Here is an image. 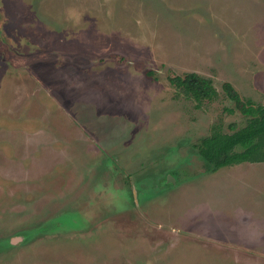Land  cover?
I'll list each match as a JSON object with an SVG mask.
<instances>
[{
	"label": "rangeland",
	"instance_id": "obj_1",
	"mask_svg": "<svg viewBox=\"0 0 264 264\" xmlns=\"http://www.w3.org/2000/svg\"><path fill=\"white\" fill-rule=\"evenodd\" d=\"M225 83L264 106V0H0V264H264V163L195 148L249 121Z\"/></svg>",
	"mask_w": 264,
	"mask_h": 264
},
{
	"label": "trees",
	"instance_id": "obj_2",
	"mask_svg": "<svg viewBox=\"0 0 264 264\" xmlns=\"http://www.w3.org/2000/svg\"><path fill=\"white\" fill-rule=\"evenodd\" d=\"M168 81L176 90V97L184 96L195 102L196 108H201L205 102H214L220 96L211 79L195 72L172 76ZM223 92L242 115L249 117V121L233 134L213 130L197 146L200 155L214 166L212 173L243 163H264V107L250 99L244 100L231 83L223 85Z\"/></svg>",
	"mask_w": 264,
	"mask_h": 264
},
{
	"label": "crops",
	"instance_id": "obj_3",
	"mask_svg": "<svg viewBox=\"0 0 264 264\" xmlns=\"http://www.w3.org/2000/svg\"><path fill=\"white\" fill-rule=\"evenodd\" d=\"M255 166H258V165H250L248 163H246V164L243 163V164L235 166L232 169H234L235 171H240L241 170V171H243V173H249V171H251V169L255 168ZM260 168H263V169H260L258 171L264 173V167H260ZM216 173H212L211 172V173L205 174V176L206 175L212 176L213 174H216ZM198 180L199 179H197L194 182H197ZM248 190H249L250 194H252L256 199L259 198L260 201L261 202L263 201V204H264V185L259 186L258 184H255L254 182H250L248 184ZM256 196H258V197H256ZM193 211L195 212V217H192L191 221H199V218H198L199 216H198V213L196 212V210H191L190 213H188L187 215H191ZM248 212H251V210H249ZM185 219H186V217H185ZM234 220L235 221H264V214H263L262 217H255V214H253V213H247V214L244 213L243 217H239L238 219L234 218ZM186 221H187V219H186Z\"/></svg>",
	"mask_w": 264,
	"mask_h": 264
},
{
	"label": "flooded vegetation",
	"instance_id": "obj_4",
	"mask_svg": "<svg viewBox=\"0 0 264 264\" xmlns=\"http://www.w3.org/2000/svg\"><path fill=\"white\" fill-rule=\"evenodd\" d=\"M250 100H252V99H250ZM253 102H255L254 100H252ZM256 103V102H255ZM256 104H258V105H262V104H259V103H256ZM263 106V105H262ZM264 107V106H263ZM197 146L198 145H196L195 146V148L197 149V155L201 158V160L202 161H204L203 160V158H202V156L200 155V152H199V149L197 148ZM178 164V161L176 162V165ZM254 164V163H253ZM240 165V164H239ZM237 166V165H236ZM168 172V171H167ZM175 173V172H174ZM207 173H211V171H209V172H207ZM176 174V173H175ZM170 175V173H168L167 175H166V177H165V183L167 184V185H169L170 187H168L167 188V190H166V192H169L170 191V189H172L171 187H174V186H172V183L173 184H177V183H179V182H183V183H185V182H187V180H185V179H179V176H178V174H176V176H175V178L174 177H169V181H167V177ZM183 178H184V176H182ZM196 179H198V178H196ZM135 184L136 185H138V187L140 188V190H144L145 188H147V187H152V186H147V187H145V188H143L142 186H141V183L140 182H135L134 184H133V187H132V192L130 193V192H128L129 194H130V196H131V198H132V200H133V202L135 203V204H137V203H140L139 201H138V193H137V191H136V186H135ZM156 192H157V190L154 188V187H152ZM161 192V191H160ZM165 192V193H166ZM164 193V192H163ZM164 193V194H165Z\"/></svg>",
	"mask_w": 264,
	"mask_h": 264
}]
</instances>
